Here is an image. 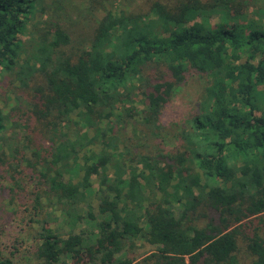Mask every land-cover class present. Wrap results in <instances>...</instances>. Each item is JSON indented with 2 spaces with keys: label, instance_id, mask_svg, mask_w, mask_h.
Listing matches in <instances>:
<instances>
[{
  "label": "trees",
  "instance_id": "16d2710c",
  "mask_svg": "<svg viewBox=\"0 0 264 264\" xmlns=\"http://www.w3.org/2000/svg\"><path fill=\"white\" fill-rule=\"evenodd\" d=\"M87 1L0 0V194L29 205L36 264H264V22L245 14L251 0L137 13ZM189 72L202 89L165 149L160 116ZM84 215L93 242L73 232ZM136 240L152 250L136 258ZM10 254L0 242V264Z\"/></svg>",
  "mask_w": 264,
  "mask_h": 264
},
{
  "label": "rangeland",
  "instance_id": "374dc122",
  "mask_svg": "<svg viewBox=\"0 0 264 264\" xmlns=\"http://www.w3.org/2000/svg\"><path fill=\"white\" fill-rule=\"evenodd\" d=\"M147 0H111L106 2L104 7L107 10H112L114 12H119L120 10L131 11V12H143L146 11ZM70 5L76 6L78 9L85 11L88 9L87 0H69ZM249 7H245L244 11L247 17L256 18L261 16V20L264 22V0H251ZM242 12V9L240 10ZM40 12H34L32 17L37 16V19H40ZM96 16L103 14V11L97 10L93 11ZM46 15H43L41 18H44ZM72 17H75V14H72ZM31 18V17H30ZM225 19L221 17L220 14H213L208 19L207 22L209 25L217 26L222 24ZM31 22V20H29ZM226 22V21H225ZM241 22H244L242 20ZM89 22L83 20V25L81 28L86 29ZM32 26L27 27V35L20 36L23 42H26L27 36L31 31ZM74 29V28H73ZM203 85V80L200 75L189 72L185 75L184 82L180 85L177 91L171 96L170 101L165 105L160 116V122L163 126L162 133L160 136V143L165 149L173 148L178 139L176 137L177 131L180 127L184 126L185 119L189 117L195 110V106L201 92ZM1 79H0V92L2 89ZM260 88H264L260 86ZM7 93H0V107L6 108L8 101H10ZM4 110V109H3ZM6 135H9V130L5 132ZM156 141V140H155ZM122 159V166L126 164H135L134 160L130 159L128 153H126ZM29 205L21 206L16 201L8 202V196L6 194H0V242L1 247L3 248L4 253H9L12 251L10 256L13 258L16 264H36V260L32 256V249L34 247V239L31 232L33 228L37 226V223H29L30 208ZM82 208V213L86 215V206L84 203H80ZM50 211L56 217L57 214H61L60 211L55 209L54 206L46 209ZM97 214V208H93L92 215L93 217ZM83 219L77 223L74 227L73 232H82L89 237V241L93 242L97 237L95 221L85 216ZM37 218L38 215H35ZM40 218V217H39ZM57 222L52 225L53 228H58L62 232H68L69 228L63 223L62 217H57ZM66 234V233H64ZM136 248L134 250L136 258L141 257L145 253L152 250V246L136 240Z\"/></svg>",
  "mask_w": 264,
  "mask_h": 264
}]
</instances>
